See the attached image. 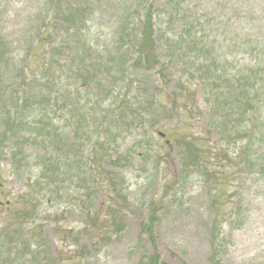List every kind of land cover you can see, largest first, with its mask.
Returning <instances> with one entry per match:
<instances>
[{"label":"trees","instance_id":"16d2710c","mask_svg":"<svg viewBox=\"0 0 264 264\" xmlns=\"http://www.w3.org/2000/svg\"><path fill=\"white\" fill-rule=\"evenodd\" d=\"M61 2L50 7L36 42L0 39V264H63L53 256L50 232L78 245L85 237L93 247L124 232L129 193L120 168L133 161L136 146L122 149L133 134L153 131L157 119L181 115L200 117L205 129L201 137L177 138L175 181L182 185L199 172L213 184L210 264H222V222L235 211L227 214L230 181L264 174V142L256 140L263 135L264 63L243 66L240 56H230L234 47L216 55L215 38L188 31L158 48L151 6L136 10L138 20L127 15L112 47L103 49L86 10ZM52 16L60 26L48 27ZM213 135L223 143L219 150ZM245 138L246 147L229 152ZM5 171L18 182L17 192ZM160 206L151 204L143 225L151 239ZM74 216L85 219L79 232ZM140 264L167 263L155 248Z\"/></svg>","mask_w":264,"mask_h":264},{"label":"rangeland","instance_id":"374dc122","mask_svg":"<svg viewBox=\"0 0 264 264\" xmlns=\"http://www.w3.org/2000/svg\"><path fill=\"white\" fill-rule=\"evenodd\" d=\"M64 1L61 7L69 3L86 10L87 26L95 27L96 39L103 49L112 47L119 24L127 15H132V21L138 20L136 10L142 8L145 12L151 6L158 48L188 31L198 39L215 38L219 48L216 55L230 53L225 50L234 47L230 56H240L243 66H250L256 59L264 63V0ZM54 4L55 0H0V39L15 42L18 38H25L31 43L36 42L39 28ZM61 23L52 16L48 27L60 26ZM202 30L204 34H200ZM47 31L42 37L49 33ZM37 60L40 62L38 52L33 63L38 64ZM19 72L10 71L9 76ZM30 75L33 71H28ZM154 82L160 87L157 75ZM181 116L157 119L161 122L153 131L148 135L133 134L122 149L125 154L131 145L136 146L133 161L124 169L120 168L126 177L125 187L129 193L128 207L121 214L124 232L113 235L97 247L90 245L85 237L80 245L60 236L55 240L50 232L55 258L61 255L63 264H140L143 255L156 248L167 264H210L212 217L208 196L213 192V184L199 172L192 173L182 185L179 178L178 183L175 181L181 170L177 138L184 134L201 137L205 124L198 116L192 120ZM261 127L263 135L256 140L264 142V124ZM212 142L218 150L223 145L216 135L212 136ZM246 143L247 138L233 145L229 152L241 151ZM142 152L144 155H138ZM27 153L31 154L32 150L27 149ZM221 153L224 154L223 151ZM263 175L259 172L257 180L252 182L248 179L246 182L241 179L230 181L225 199L227 214L232 209L235 211L222 222L223 234L218 239L223 252L222 264H264ZM11 177L9 172H3V178L10 180L9 189L17 192L18 182ZM238 185L241 186L240 198L234 196ZM154 201L162 203V206L159 208L156 237L151 239L150 235L143 233V225ZM238 201L240 205L236 210ZM70 220L75 221L76 232H79L82 229L80 223L85 219L74 216ZM85 245L87 249L81 247Z\"/></svg>","mask_w":264,"mask_h":264}]
</instances>
